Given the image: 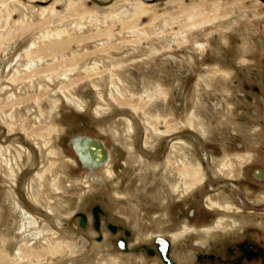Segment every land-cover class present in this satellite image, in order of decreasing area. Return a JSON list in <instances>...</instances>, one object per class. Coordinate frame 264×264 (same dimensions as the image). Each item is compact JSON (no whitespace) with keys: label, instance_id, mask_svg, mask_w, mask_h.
<instances>
[{"label":"rangeland","instance_id":"1","mask_svg":"<svg viewBox=\"0 0 264 264\" xmlns=\"http://www.w3.org/2000/svg\"><path fill=\"white\" fill-rule=\"evenodd\" d=\"M234 129L243 135L228 142ZM247 131L264 146V0H0V264L152 262L104 247L74 214L98 205L134 244L133 225L144 234L161 224L164 196L168 231L196 225L187 220L197 204L187 198L191 189L183 192L180 150L209 174L216 159L233 153L229 147L245 145ZM75 136L103 144L112 174L100 166L96 181L82 168L70 145ZM243 156L224 158L239 167ZM49 163L59 191L35 178ZM175 182L182 204L167 186ZM22 225L29 234L20 237ZM40 229L61 249L45 239L21 246L23 261H13L22 238Z\"/></svg>","mask_w":264,"mask_h":264},{"label":"flooded vegetation","instance_id":"2","mask_svg":"<svg viewBox=\"0 0 264 264\" xmlns=\"http://www.w3.org/2000/svg\"><path fill=\"white\" fill-rule=\"evenodd\" d=\"M242 132V129H234L233 135L227 137V141L230 142L232 137L240 138L243 135ZM255 135L260 138L259 133L247 131L245 145L239 142L229 147L233 153L227 151V158H232L233 155H244L243 160H240L238 164L239 167H234L232 161L235 159L224 165H221L223 160L216 159L212 170L206 174L197 160L184 153L187 160L195 162L192 168L198 170L200 167V171L196 174L200 181L191 188L188 192H191L190 194L187 193V198L197 204L195 207H189L186 212L187 220L196 221V225L187 224L195 228V231L183 230V224L173 231L167 230L170 222L166 213L167 200L164 196L161 208L165 207V210L161 224L144 234L139 230L138 223L133 225L134 229L138 230L134 244L130 241L131 232L117 224V218L116 222L108 221L107 215L98 205H93L88 214L83 212L74 214L79 228L86 230L90 227L98 242L104 241V247L116 250L117 254L142 252L146 258L152 260L147 263L142 258L130 261L121 259L122 262L119 264L127 262L133 264H264V146L258 145L260 140ZM173 157L177 159V156L171 153L170 158ZM224 157V160L227 159ZM183 161H185L184 158ZM179 164L192 166L186 163ZM233 171L238 172L232 174ZM173 176L174 174H167L168 179H173ZM180 177L181 182H184L191 175ZM185 182L188 183V180ZM170 185H167L170 193L177 197L175 202L182 204L185 194L177 195L176 191L172 192ZM219 186L226 187L215 192ZM211 191L213 193H210ZM207 198L216 199L218 202L214 201L215 204H212L213 201L208 199L211 202L209 205ZM176 215L178 219L183 218L182 210L179 209ZM116 216L123 217L127 222L130 221L127 215L117 214ZM208 217L212 218L209 223H200ZM175 238H177L176 241ZM113 263L116 264L118 261L113 260Z\"/></svg>","mask_w":264,"mask_h":264},{"label":"bare ground","instance_id":"3","mask_svg":"<svg viewBox=\"0 0 264 264\" xmlns=\"http://www.w3.org/2000/svg\"><path fill=\"white\" fill-rule=\"evenodd\" d=\"M28 50V49H27ZM27 54V53H26ZM227 74H228V72H227ZM35 118V117H34ZM155 119V118H154ZM188 121H189V123H190V125H192L193 124V122H192V118H188ZM19 122V124H20V128H21V130L22 131H26V129L28 128V126L26 125V123H25V121L23 120V119H21V120H19L18 121ZM158 122V121H157ZM149 124V123H148ZM127 125V124H126ZM196 126V125H195ZM198 126V125H197ZM152 127H154V126H152ZM49 129H50V131L51 132H53L54 131V127L52 126V125H49ZM127 130L129 131V126H127ZM49 131V130H48ZM27 132V131H26ZM49 137L51 138L52 136L49 134ZM53 138V137H52ZM49 141V140H48ZM46 143H47V141H43L42 142V144L47 148L48 146H50L49 148L50 149H48L47 150V154L49 155V157H51V155L52 156H56L55 155V147L53 146V143H51L50 141H49V143L50 144H48V146L46 145ZM53 147V148H52ZM74 148H75V152H74V154H75V156H76V158L78 159V157H77V155H79V157H80V160L82 161V162H84L85 164V166H87V167H89V168H87V167H84V169H86L88 172H89V174H91V175H93V177L95 178V175H94V173H93V170L94 169H96L97 167H99V166H97V164H96V159L95 160H93V158H91L90 157V154H89V151L86 149V147L85 146H83V143L81 144L80 142L78 143V145L77 144H75V142H74ZM86 150V153L84 152ZM181 151V153H180V155L178 156V159H179V162L180 163H184V161H183V158H184V152H182L183 150H180ZM47 155V156H48ZM45 156V155H44ZM49 157L47 158V161L46 162H50L49 161ZM52 158V157H51ZM107 158H109V155H107V157H106V159L104 160V162H103V165L101 166V167H103V166H106V169L104 168V173H107L108 175L109 174H112L111 173V171H110V168H108L107 167V165L105 164V163H107ZM46 159V158H45ZM106 161V162H105ZM4 162V161H3ZM16 164V163H15ZM44 164H46V163H44ZM105 164V165H104ZM224 164H227V159H225V160H223L222 161V164L221 165H224ZM6 165V164H5ZM11 166H13V165H11ZM60 167H62V165H59ZM48 167H50V168H48ZM47 168H45V169H43L42 171H40L39 173H36L37 175H36V179H38L39 180V182H40V185L41 186H47V189H49L47 192H49V191H59V190H61L62 188H61V185H60V177H58L57 175L59 174H57L56 175V170H52V167H53V163H49V166H48ZM183 168H181V169H179V175L180 176H182V175H191V177L193 178V180L192 181H190L189 183H186V182H183V185H184V189H183V191H185V188L186 189H191L192 187H193V185L196 183V182H199L200 181V179H198V177L196 176V174L200 171V168L197 170L196 168H192V167H190V166H186V165H183L182 166ZM2 168V167H1ZM6 168V167H5ZM4 169V168H3ZM7 171V170H6ZM166 171V170H165ZM8 172V171H7ZM5 174H6V172H5ZM10 174V175H9ZM9 174L7 173L6 174V177H7V175H9L8 177H9V179H10V181L12 180L13 181V179H12V177L14 178V176H13V169H11V171H9ZM85 176V175H84ZM7 177V178H8ZM89 178V177H88ZM93 178V179H94ZM95 180L97 181V178H95ZM100 180V179H99ZM168 181V180H167ZM181 181V180H180ZM69 182V181H68ZM85 182H86V180H85ZM170 183V182H169ZM180 186V184H178L177 182H175L174 183V185H170V188H175V189H178V187ZM44 193H45V196H46V199H47V201H48V203H52V200L49 198V195H48V193L44 190L43 191ZM164 199V198H163ZM161 201V200H160ZM164 204V203H163ZM212 204H215V202H212ZM21 208V207H20ZM48 208H49V206H48ZM51 208H52V206H51ZM49 211L50 212H52V210L49 208ZM25 213V212H24ZM21 219H22V217H21ZM21 221V220H20ZM36 226V225H35ZM19 228H23L22 229V231L20 232V237L21 236H23V235H26V234H29L28 232L29 231H27V229L22 225V226H20ZM18 228V229H19ZM30 228V227H29ZM187 229H189L188 228V226L187 225H183V230H187ZM20 230V229H19ZM29 230V229H28ZM49 233H51V236L54 234V232H51V231H48ZM47 232L44 230L43 231V229H40V230H38L37 232L35 231V232H32V234H31V239L29 240V239H26V237L24 236L23 238H25V239H23L22 238V241L23 242H21V244L20 245H18L15 249H14V251H13V261H15L16 263H19L20 261H23V259H21L22 257V250H21V246H24V245H30V244H34L35 242H36V244H39V243H41V241H44L45 239H46V241H45V243L44 244H46V246H47V248L49 247V248H51L52 250H55L54 248H56L57 249V247L58 248H60L61 249V244H63L61 241H59V240H56V242H57V245L55 246L54 245V243H52L53 242V240H50V237L48 238V236H47ZM27 236V235H26ZM53 237V236H52ZM56 236H54L53 238H55ZM48 239V240H47ZM52 241V242H51ZM55 241V240H54ZM52 243V244H51ZM51 244V245H50ZM56 244V243H55ZM25 247V246H24ZM25 249V248H24ZM56 252V251H55ZM47 254H49V256H52V253H47ZM56 254V253H55ZM53 255H54V253H53ZM24 257V256H23ZM25 259V258H24ZM39 260V259H38Z\"/></svg>","mask_w":264,"mask_h":264},{"label":"water","instance_id":"4","mask_svg":"<svg viewBox=\"0 0 264 264\" xmlns=\"http://www.w3.org/2000/svg\"><path fill=\"white\" fill-rule=\"evenodd\" d=\"M74 142L77 145L79 142L81 144L83 143V146H85L86 149L89 151L90 157L93 158V160L96 159L97 166L100 167L103 165V162L107 157V150L105 149V147L103 146V144L99 140H96V139L89 137V136H75L70 141V145L72 147L73 152H75ZM84 152L86 153V150ZM77 157H78L77 160L80 163V165L82 166V168L87 167L84 165L85 163L80 160L79 155H77ZM87 168H89V167H87Z\"/></svg>","mask_w":264,"mask_h":264}]
</instances>
